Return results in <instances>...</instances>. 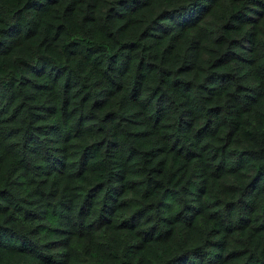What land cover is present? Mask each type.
Masks as SVG:
<instances>
[{"label":"trees","instance_id":"1","mask_svg":"<svg viewBox=\"0 0 264 264\" xmlns=\"http://www.w3.org/2000/svg\"><path fill=\"white\" fill-rule=\"evenodd\" d=\"M0 264H264V0H0Z\"/></svg>","mask_w":264,"mask_h":264}]
</instances>
